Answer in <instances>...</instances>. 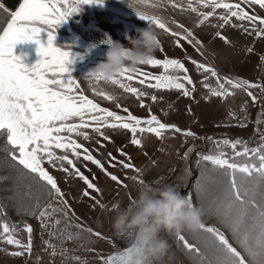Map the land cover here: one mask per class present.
<instances>
[{"label":"snow or ice","instance_id":"1","mask_svg":"<svg viewBox=\"0 0 264 264\" xmlns=\"http://www.w3.org/2000/svg\"><path fill=\"white\" fill-rule=\"evenodd\" d=\"M82 4L102 5L103 0H22L11 12L0 3V10L8 14L6 26L0 29V150L11 162L19 166L25 175L42 182L47 194L43 202L38 199L34 204L24 205L17 199L15 204L19 215L37 219L42 230L61 224L62 220L57 217V213H62L64 220H70L68 212L71 211L64 191L45 164L63 172L66 181L74 179L81 181L85 187L79 190L80 195L93 200L94 204L101 208L104 205L91 195L93 191L101 193V189L94 182L97 178L94 175L92 178L85 175L77 166L78 163L91 162L113 182L127 187L118 176L109 173L101 160L92 154L89 147L79 142L80 140L90 141L95 138V143L104 147L102 140L114 143L109 132L130 133L126 144L116 148V152L126 157L129 162L117 160L112 152H107L106 157L110 166L115 167L118 164L125 170L135 171L139 176L141 170L130 162L131 157L123 151L128 143L143 147L141 137L144 134H152L158 139H163L166 131L196 138L192 131H182L176 125L163 123L156 115L151 114V108L145 103L144 98H149L153 103L160 98L131 83L137 80L139 85L145 86L146 89L177 90L184 97H189L196 91V87L180 59L167 56L163 59L150 58L144 65L162 68L163 72L158 75L140 68L133 72H129L127 68L122 69L109 80L95 73L90 74L88 80L95 81L90 85L95 96L110 101L119 108L120 98L102 89L100 82L116 85L136 98L139 107L149 112L147 118L133 115L128 108H123L127 115H120L116 111L101 107L100 103L84 94L81 83L71 77L68 68L72 63L70 52L54 45L55 29L73 13H78ZM167 5L179 9L182 13H194L195 26L207 25L215 28L214 37H218L226 45L232 43L222 33L226 27L246 36L264 38V15L260 14L264 12V0H132L129 4L131 8L137 10L136 14L140 19L147 21L149 27L170 34L176 47H182V41H187L199 52L203 44L196 39L191 29L185 27L183 23H177L174 19L166 20L158 14L159 10ZM170 24L175 25V29L179 31L170 27ZM42 31L47 32L46 45L40 40ZM28 41L37 44V54L40 57L31 67L24 65L20 57L14 55L15 45ZM111 42L110 38L103 41L107 44ZM157 43L158 49L163 52L162 42L158 40ZM246 50L252 52L253 48L248 47ZM185 58L191 60L196 72L203 77L199 83L207 89L209 97L223 99L234 96L239 90L256 103L258 97L251 89H260L264 93V84L223 76L210 63H202L189 56ZM213 78L214 86L209 83ZM242 110L246 111L243 105ZM233 116L235 113L229 110V118ZM261 116L264 117V108ZM246 119L245 117L244 121H240V127H246ZM256 123L260 136V143L256 147H249L248 142L241 138L232 139L225 136L216 140L213 137H206L216 144L217 152L200 154L196 161L198 167L202 161L210 162L213 166L210 171L216 173V177L208 178L214 179L220 185V194L213 198L206 210L214 214L231 232L244 254L242 255L219 229L206 227L201 223L200 232L209 233L214 238L213 243L205 247L189 241L181 232L174 233L177 245L187 250L193 264H264V120L258 117ZM223 148H229L230 152L223 151ZM193 150L189 148L184 153V159H188ZM84 167H87L86 163ZM204 175L202 169L201 176ZM138 176L129 179L138 180L139 184L145 183L143 179H138ZM200 191L198 181L197 192ZM185 197L193 204L191 193H187ZM116 206L118 205H113ZM3 207L0 204V210ZM53 217H56L54 225H50L49 221ZM74 226L100 239H107L100 232L93 231L90 227L85 228L83 224ZM21 228L26 233V239L17 236V231ZM33 231V227L26 221L10 224L0 211V243L13 245L17 249L9 253L10 255L14 257L31 255L34 246ZM54 235L55 232H49L50 237ZM63 235L61 232V236ZM72 238V234L65 237ZM43 243L51 249V256L55 257L58 254L57 246L52 244L51 240ZM133 251L129 246L101 259L103 264H129ZM59 255L67 258V250L61 247ZM71 258L78 262L81 259L78 256Z\"/></svg>","mask_w":264,"mask_h":264},{"label":"rangeland","instance_id":"2","mask_svg":"<svg viewBox=\"0 0 264 264\" xmlns=\"http://www.w3.org/2000/svg\"><path fill=\"white\" fill-rule=\"evenodd\" d=\"M68 19L65 21L67 24L71 20L82 29L86 28L85 25H89L88 29L101 31L107 28L97 26L98 23L92 24L88 18L76 13H73ZM165 56L175 58V56L164 52L155 54V57L160 59ZM184 64L195 83L196 91L191 96L184 97L177 90H157L156 96L160 99L151 105V114L156 115L163 123L176 125L182 131H192L196 138L185 137L174 131H166L163 139H158L152 134H144L141 137L143 147L130 145L123 149L131 157L130 162L139 168L141 173L138 176L135 171L125 170L118 164L115 167L109 165L106 168L107 171L118 176L127 185V187H123L113 182L101 170L97 171L94 175L97 179L94 182L101 189V193L93 191L91 195L104 205L103 208L94 204L93 200L80 195L79 190L85 187L81 181L78 179L66 181L63 172L60 175L45 164L65 193V199L71 208V211L68 212L70 220H64L63 214L57 213V217L62 220L61 224L58 227L42 230L40 222L35 219L30 224L34 229L32 234L34 246L31 255L14 257L9 253L17 250L15 246L0 243V264H84L85 261L87 264H103L101 257L106 258L112 253L119 252L129 247L131 243V237L116 236L112 229V220L115 215L113 205H118L121 208L127 206L135 197L136 189L140 185L138 180L129 179L130 177L138 176V179H143L145 183L173 187L184 196L191 193L195 206L192 183L195 173L199 170L196 161L200 154L217 152L216 144L207 140L206 137H213L216 140L225 136L232 139L241 138L244 141H252L255 147L260 143L259 126L256 123L258 117L264 120V117L261 116L262 108H264V96L260 89H251L258 97L256 103H253L246 93L239 90L234 96L223 99L209 97L207 89L199 83L203 77L190 64ZM209 83L214 86L215 79H211ZM252 83L261 84L256 80ZM186 86L192 87L191 85ZM245 102L247 103L245 104ZM242 105L246 111L242 110ZM229 110L233 111L235 116L229 118ZM132 114L142 118V116ZM148 115L149 113L143 118H147ZM245 117L247 118L246 127H240V121H244ZM189 148L194 150L188 159H184V153ZM223 151L230 152V149L223 148ZM117 160L129 162L126 157L120 155H117ZM181 186L185 194L182 192ZM58 206L63 207V205ZM55 219L56 217H53L49 221L50 225H54ZM76 224H83L85 228L90 227L107 239H100L87 231L78 229L74 226ZM68 225L72 226L68 227ZM49 232H55V235L50 237ZM61 232H63V236H61ZM76 233L79 235L77 236ZM69 234H72L73 238L65 239ZM17 236L26 239V233L22 229L17 231ZM48 240L57 246L58 254L55 257L50 255L51 249L43 243ZM61 247L67 250V258L59 255ZM72 256H78L81 259L78 262L73 260Z\"/></svg>","mask_w":264,"mask_h":264},{"label":"crops","instance_id":"3","mask_svg":"<svg viewBox=\"0 0 264 264\" xmlns=\"http://www.w3.org/2000/svg\"><path fill=\"white\" fill-rule=\"evenodd\" d=\"M131 3L132 0H103L102 5L82 4L80 6L81 10L76 14L88 18V21H91L92 24L98 23L97 26L99 27L104 26L113 28L128 39H133L138 38L137 30L148 27V23L139 18L136 14L137 10L129 6ZM147 10L151 11V9ZM257 11L259 10L257 9ZM158 14L163 16L166 20L174 19L177 23H183L185 27L193 31L196 39L200 40L203 44L199 52L187 41H182V47H176L174 38L170 34L153 28L158 35V40L162 42L161 46L164 49V53L173 55L176 59H180L182 63L190 64L194 68L195 66L191 63V60L185 58L186 56L192 57L202 63L212 64L223 76L237 77L249 82L256 80V82L264 84V59H262V57H264V38L246 36L235 29L226 27L222 30V33L232 41L230 45H226L218 37H214L213 33L216 31L215 28L208 27L207 25L196 27L194 24L196 19L194 13H182L179 9H174L171 5H167L165 8L160 9ZM260 14L264 15V12ZM74 24L79 27L76 23ZM88 26L85 25V29L81 27L78 29L85 31L91 30L88 29ZM169 26L175 29V25L170 24ZM175 30L179 31V29ZM40 40L41 43L46 45V31L41 32ZM54 45L62 50L70 52L72 63L68 65V68L70 69L71 77L81 83L84 94L88 95L90 99H94L97 103H100L101 107L116 111L120 115H127V113L123 112V108H128L131 113L142 116V118L149 113L145 108L139 107V102L134 96L130 93H125L118 86L111 83L101 81L100 87L106 92L117 95L120 98L119 108L116 107L114 103L94 95L90 85L95 83V81L88 80V78L95 67L100 62L104 61L106 51L99 50L88 43L82 42L81 39L76 36V34L74 35L69 29L65 21L61 22L55 29ZM248 47H252L253 51L248 52L246 50ZM156 53L160 54L162 52L158 49ZM14 55L20 57L21 62L27 67L33 66L40 59L37 54V44L31 41L17 43L14 47ZM138 68L157 75L163 72L162 68H152L148 65H140ZM152 82L154 83V81ZM131 83L133 86L144 88L155 95L157 93L156 89H146L145 86L139 85L137 80ZM262 96H264V93ZM144 99L145 103L151 108L153 102L147 97ZM108 134L112 137L114 143L102 140L104 147H100L96 144L95 138L90 141H79L89 147L92 154L104 164L105 169L110 165L106 153L112 152L113 155L117 157L119 154L116 152V148L125 145L127 139L130 137V133L125 132H109ZM130 145L131 144L128 143L123 149ZM85 163L87 167H84ZM77 166L80 167L81 171L89 176V178H92L97 171H100V169L91 162L78 163ZM47 167L51 168L50 166ZM212 167L210 162H202L199 166V170L195 173L192 183L195 207L201 209L204 225L206 227H215L223 232L229 239V242L232 243L238 251H241L243 255V250L233 239L231 232L219 222L214 214L206 210L213 198L220 194V185L217 184L214 179L208 178L216 177V173L210 171ZM202 169L205 172L203 177L201 176ZM57 172L60 175L63 174L60 171ZM198 181L201 189L200 193L197 192ZM181 234L185 235L186 239L189 241L198 243L201 247L210 245L213 243L214 239L211 234L200 232V230L195 233L181 231ZM159 236L167 242L168 248L166 254L161 259L154 261L153 264H193L187 250L177 245L174 239V233L162 230Z\"/></svg>","mask_w":264,"mask_h":264},{"label":"clouds","instance_id":"4","mask_svg":"<svg viewBox=\"0 0 264 264\" xmlns=\"http://www.w3.org/2000/svg\"><path fill=\"white\" fill-rule=\"evenodd\" d=\"M138 38L112 41L92 73L105 80L122 69L135 71L154 57L159 45L158 35L151 27L138 29ZM112 229L116 236L131 237L134 250L129 264H153L167 252V242L160 238L163 230L169 233L197 232L203 223V213L177 189L167 185L140 184L135 197L125 207H113Z\"/></svg>","mask_w":264,"mask_h":264},{"label":"trees","instance_id":"5","mask_svg":"<svg viewBox=\"0 0 264 264\" xmlns=\"http://www.w3.org/2000/svg\"><path fill=\"white\" fill-rule=\"evenodd\" d=\"M21 1L22 0H0V3H3L4 7L8 9V12H11L19 6ZM7 19L8 14L0 10V29L6 26ZM67 25L74 35L76 34L82 42L88 43L103 51H107L109 47L107 43H103L106 39L110 38L112 41H120L122 43L129 40L115 29L109 27L105 28L103 31L93 29L85 31L79 30L78 28L80 27L76 26L71 21ZM248 146L255 147L252 141L248 142ZM18 176L19 182H17ZM46 195V191L42 187V182L32 179L31 176L25 175L19 166L11 162L10 158H7L6 154L0 150V204L4 206L0 211L7 217V222L10 224H20L21 221H26L28 224H31L35 218L19 215L15 206L16 200L18 199L22 204L28 205L34 204L38 199L43 202Z\"/></svg>","mask_w":264,"mask_h":264},{"label":"water","instance_id":"6","mask_svg":"<svg viewBox=\"0 0 264 264\" xmlns=\"http://www.w3.org/2000/svg\"><path fill=\"white\" fill-rule=\"evenodd\" d=\"M181 190H182V192H184V190H183L182 186H181ZM184 194H185V192H184ZM121 251H122V250H121ZM112 254H114V253H112ZM112 254H111V255H112ZM109 256H110V255H109Z\"/></svg>","mask_w":264,"mask_h":264}]
</instances>
